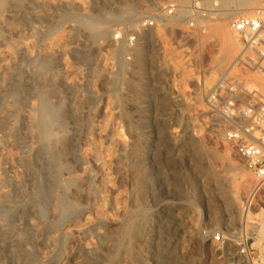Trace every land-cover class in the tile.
Masks as SVG:
<instances>
[{"label": "rangeland", "instance_id": "rangeland-1", "mask_svg": "<svg viewBox=\"0 0 264 264\" xmlns=\"http://www.w3.org/2000/svg\"><path fill=\"white\" fill-rule=\"evenodd\" d=\"M31 1L4 0L0 5V51L11 50L12 58L7 61L19 67L21 78L17 75V79L21 84L15 78V85L20 89L24 86L22 90L31 85L32 91L23 90L28 94L35 89L28 95L33 98L30 103L34 102L32 116L36 117L41 91L58 92L50 100L63 101L66 117L59 135L63 140L59 137L57 144L66 145L70 135H78L77 159L92 153L100 167L87 162L77 164L73 162L76 158L63 153L71 169L67 175L68 179L72 177L69 192L78 202L60 221L55 220L52 196H34L32 188L27 187L23 195L14 193L10 180L0 172V191H5L9 199L0 202L4 225L18 226L19 218L33 215L30 211H35L37 205L45 210L44 219H33L40 232L36 236L38 243L28 246L30 260L35 263L25 264H66L74 253L78 263L85 264L97 250L105 249V241L114 248L106 264H250L248 259L243 260L246 263L240 261L234 247L214 243L212 235L218 232L248 238L253 263L264 264V188L241 167L222 140L224 124L218 116L209 114L200 101L239 52L228 21L247 14L194 20L189 13L194 0L184 5L178 0ZM169 1L187 10V14L181 17L176 12L173 18H162ZM262 2L256 3L257 8ZM123 8L130 9V18L114 20ZM67 11L70 16L64 17ZM80 17L92 21L91 27L97 26L104 37L89 39ZM149 20H155L154 27L141 33L139 26ZM190 21L194 22L193 29L188 25ZM214 28L228 34L235 43L231 56L222 62ZM98 30L96 33H100ZM129 36L136 37L135 47L129 48L125 42ZM139 37L143 41L141 59L137 50ZM22 45L24 50L18 47ZM20 49L27 58L19 56ZM20 58L25 62L22 65ZM46 60L50 64L42 68V73L40 68L47 65ZM246 79L249 87L264 88L261 76L248 75ZM8 88L0 90L3 109L12 108L16 101L14 91ZM180 96H184L183 100L178 101ZM4 97H11L13 103ZM20 108L15 117L17 128H21L19 117L26 110ZM14 147L3 148L0 167L13 163L11 159L21 152ZM87 171H93L95 179L81 184ZM27 183H31L26 182L30 187ZM56 191L60 192L58 188ZM233 198L237 207L228 202ZM19 225L23 228L22 222ZM82 227L87 229L82 245L64 237L67 230ZM141 230H145L146 238L138 241ZM79 244L94 255L82 252Z\"/></svg>", "mask_w": 264, "mask_h": 264}, {"label": "bare ground", "instance_id": "bare-ground-1", "mask_svg": "<svg viewBox=\"0 0 264 264\" xmlns=\"http://www.w3.org/2000/svg\"><path fill=\"white\" fill-rule=\"evenodd\" d=\"M3 1L4 0H2V2H0V5L3 3ZM25 1H27V0H25ZM178 1H179V3L181 5H184V4H187V2L189 0H178ZM258 1L259 0H222L220 2V4H219L220 10H221V13H219V16L220 15H223V16H231L233 14H240V15L241 14H244V15L247 14L248 15V11H250V9H253L254 6L256 5V3H258ZM31 2H33V0ZM206 7H208V6H206ZM255 7L257 8V5ZM80 8H82V7H80ZM187 12H188L187 10H184V9L181 10L180 8L179 9L177 8V13L181 17L183 15L187 14ZM130 13H131L130 12V9L123 8L120 11V14H117V16L113 17V19L116 20V21L117 20L118 21H123V19H125V18H130V16H128V15H130ZM64 15L65 14H63V16ZM69 16H70V13H68V11H67L66 16H64V17H69ZM80 19L82 21V22L80 21V24H82V26L86 29V30L85 29L84 30L87 31V33H88L87 35H89L88 36L89 39L91 38L93 40L96 37H98V38L99 37H102V36L104 37L105 33H103V32L101 33V31L96 28L97 26L95 27V29L98 30L97 32L100 31V33H96L95 29L92 28L93 27L91 25L92 24V21L90 22L88 20L89 21L88 22V21H86L84 19V17H83L84 20L81 17H80ZM163 22H164V20H163ZM94 23H96V22H94ZM161 23H162V21H161ZM165 24L167 25V23H165ZM168 25H170V24H168ZM132 26H133V24H132ZM165 26L163 25V27H165ZM213 30H215V32H213V33L216 34L215 37L217 38V42H218L217 44L219 46V49H218V58H219V61L222 62V61L228 59L231 56L233 50L235 49V43H234L233 39L228 34L223 33V31L219 30L218 28H214ZM141 41H142V37H139V39H138V42L139 43L137 44V50H138V56H139V58H140V55H141L140 52H142V47H143V46H141V43L143 41L142 42ZM2 43H3V45H5L4 42H2ZM20 44H22V43H20ZM17 45H16V47H17ZM22 46L21 47L18 46V47L21 48V49H23L24 46L23 47ZM3 49L6 50L5 47ZM16 49L18 50V48H16ZM16 49H15V52L17 51ZM23 50H21L20 52H22ZM27 50L24 51V52H27ZM7 51H9V52L8 53L6 51L3 52V50L0 51V90H2L1 88H4V87H5V89H6V87L7 88L8 87H12V90H10L9 88L8 89L10 91H14V95L16 97V101H15V103H13L11 97H9V99L13 103V104H11V102H10V104L13 105V106H12V108L11 107L9 108L8 106H7L8 107L7 108L6 106H4V109H3V100H2V97L3 96L1 97V94H0V153L2 152L3 148L6 147L7 145L15 146L16 148H18L19 152H20V150H21V152L18 155H15V157H13V159H11L13 163H11L9 165H6V166H1L0 167V172L2 173V176L5 177L6 180H10L9 182H11L10 184L12 186V190H13L14 193H17L19 195H23L25 193V191H27L28 188H30V189L32 188L31 193L33 192L35 194L34 196H37V197H46V198H49V197L52 196L51 197V198H53V207L52 208H54L53 211L55 212V214H54L55 220L56 221H60V220H63L64 217H68L70 215L69 213L73 209H75V207L77 206V202H78V199H75L76 197L74 198L73 195L71 196L70 195V192H69V189L71 188L69 186L72 184V181L70 180V178H72V177H70L68 179V177H69L68 174H69V172H70L71 169L69 170L70 167L68 168V163L65 162L66 160L64 161V159L62 157L63 153H65V154L67 153L69 156H73V157H70V158H74V159L76 158L75 161H73V162H76L77 161V164L78 163H86L87 162V163H90V165L92 164V166H94L96 168H98V166H99V164L97 162V157H95L96 155L94 156L92 153H90V154L88 153L84 158L81 157L82 160L81 159H77L76 154H78L77 153L78 151L76 152V150L80 146V145L79 146L77 145V144H79V143H77V140L79 139V138L77 139L78 135L77 136L74 135L73 137H72V135H70L71 137L68 139V142H67L66 145L63 144V146H61V145L59 146L57 144V140L60 137L59 135H62L60 133H62V130L61 129L63 128V125H64L63 124V120H65L64 119V116H65L64 113L66 112V111H64L65 109H63L64 108L63 107L64 105L62 106V104H64V103H62L63 101L56 100L57 102L55 101L56 102L55 103V102H51L52 100H50V97L53 94H57L58 92L57 93H53V92H55L53 90V92H52L53 94H51V93H49L47 91V89H44L43 90L42 89V86H40L41 87L40 89L43 90V91L40 90L41 91V94L40 95L38 94V96H40L38 98V100H40V103L37 102V103H39V106L37 108L35 107L36 108V112L35 111L34 112L36 114V117L34 118L35 115L32 116V113H33L32 112V110H33L32 106L34 105V102L32 101L33 102V105H32V103H30V98L32 96L29 97L30 96L29 94L30 93H33L35 89L33 90V92H30L28 94L27 92L24 93L23 90L25 89L24 91H26L28 89L27 91L29 92V90H30L29 87L31 85L28 86V87L25 86V87H27V89L24 88L23 90H22V88L24 86L20 89V88L17 87V85H15V78L17 79V75L19 74L18 73V68L19 67H17V64L16 63L14 65V64H12V62L7 61V60H9V59L12 58V56H11L12 53H10L11 50H7ZM115 51H116V49H115ZM21 54H23V52L22 53H19V56ZM16 55H17V53H16ZM23 55H21V56H23ZM17 56H15V57L17 58ZM23 57H26L27 58L28 56L25 55ZM26 58H24V60ZM139 58H137V63H139L138 66L141 64V61H140L141 58L140 59ZM6 61H7V63H5ZM20 61L18 62V65H19ZM44 61H42V62H44ZM23 62L24 61L22 60L20 64L22 65ZM49 64H48V61H47V65L46 64H43L40 69L42 70V68H45V69H46V67L48 68L49 67ZM29 66H30V64H29ZM33 67H34V65H33ZM45 69L42 70V73L45 72ZM30 72H32V71H30ZM30 72L27 75H28L30 81H32L33 79L31 80V78H30L31 76L29 75ZM38 73H40V72H38ZM44 76H45V78L46 77H49V79L51 81L50 76H47V75H44ZM19 77L21 78V76H19ZM53 77L54 76H52V78ZM47 79L48 78H46V80ZM53 79H55V77ZM37 80L38 79H36V81ZM42 81L44 83H46L45 80H44V78H43ZM67 82H65V83H67ZM16 83L18 84V82H16ZM19 83H20V81H19ZM26 83L28 85V81ZM42 83H41V85H42ZM68 83H70V82H68ZM39 85H40V83H39ZM52 85H54V84L52 83ZM68 85H70V84H68ZM46 86L47 85L45 84V87ZM35 87H37V86H35ZM74 87H75V84H74ZM69 90H70V86H69ZM5 91H7V90H5ZM30 91H32V90H30ZM72 91H74V90H72ZM9 94H10V92H9ZM33 94H31V95H33ZM70 94H71V92H70ZM2 95H3V93H2ZM5 95L6 94H4V96ZM55 96H57V95H55ZM58 96H59V94H58ZM12 97L14 98V96H12ZM34 97H35V95H34ZM52 97H54V95ZM4 98H6V97H4ZM6 99H8V98H6ZM32 99L33 98H31V100ZM55 99H56V97H55ZM6 104H8L9 106H11L9 104V102L8 103L6 102ZM18 107H21L20 109H23V110L26 109L21 114V117H19L20 120H21V121L19 120V124L22 123V125L21 124L20 125L18 124V125L21 126V128L19 126H18L19 128H17L16 127V123H15L16 122L15 117L17 116ZM69 109H71V108H69ZM21 112H22V110H21ZM66 115H67V113H66ZM119 138L121 139V137H119ZM119 141H118V143H121V140H119ZM122 143H123V141H122ZM125 143L127 144V142L126 141L124 142V145L127 147L128 144L126 145ZM119 146H121L120 148H121L122 151H125V147L124 146L122 147V145H120V144H119ZM120 151H119V154L121 155L122 153H120ZM15 154H17V153H15ZM123 155H124V153H123ZM86 173L87 174L85 176V179L84 180H81V184L82 183H84V184H90L95 179V176L93 175V171L92 172L91 171H87ZM63 174H66L65 175L66 177H64ZM67 175H68V177H67ZM0 180H1V178H0ZM26 182H30L31 183V184L27 183V184L30 185V187L29 186H26ZM73 184H74V182H73ZM55 186L58 188V190H60L59 193L56 191L57 188L54 189ZM141 186H142V183H140L139 188ZM26 187H27V189H26ZM53 189L57 193H54L53 192L54 191ZM4 192H1L0 193V202H2V203L3 202H6V201H1V200L4 199V198H6V197H8L7 194L5 196V193L6 192L5 193ZM8 192H9V190H8ZM53 193H54V195H53ZM79 193H80V191H79ZM83 193L84 192H81V194H83ZM11 196L12 195L10 193V197ZM13 199H14V197H13ZM44 199L41 200V201H44ZM7 200H9V199H7ZM228 202L229 203L231 202V204L237 203V201L234 198L231 199V201L229 200ZM43 204H44V202H43ZM35 207H37L35 209V211H33L34 208L32 209V211H30V212L34 213L33 215L30 213L33 217L31 215H25V216H22V217L19 218L20 219L19 220L20 222L19 221L18 222L19 223L22 222L23 228L20 227L21 225H19V223H18V226H14V225L12 226V223L10 224V226H8L9 224L8 225L7 224L4 225L3 224V220L1 219L2 216L0 217V220H2V224L0 223L1 224L0 225V264H25V263H28L27 261H30L31 263L34 262V261H31L30 260L32 254L30 253V250L28 249V246H29L30 243H35V244L38 243V240L36 239V236H37L39 230L37 232V228H38L37 226L38 225L35 222H33V219L34 218H36L35 220L44 219L43 217H44V214H45V210L43 209V207H40V205L39 206L37 205ZM234 207H237V205L234 206ZM238 210H240V208L237 209V211ZM31 217H32V219H31ZM38 222L39 221H37V223ZM4 223H7L6 220L4 221ZM56 223H58V222H56ZM40 227H42V226H40ZM84 228L82 227L81 229H71V230H67L66 231L67 233L65 232V235L64 234L63 235H64V237L69 238V240H71L72 242H75V243L76 242L77 243L79 242L81 244V238L84 236V233H86L88 227H87V229H84ZM26 232H27V234L30 235V237H29V235L26 234ZM127 235L129 237V239L130 238L132 239V237H130L129 234H127ZM58 238L60 239L61 237L58 236ZM137 238H138V241H143L144 238H146L145 237V230L139 231V234H138V237ZM105 242H106L105 243V249L102 250V251L97 250L94 253L95 255L93 254V252H91L90 250L87 249L88 248L87 246L82 247L81 246L82 244L81 245L79 244V247L80 246L82 247V248H80V250L82 252L88 253V254H91L92 253L94 255L93 257L90 256L91 259H89V257H88V260H85V261H87V262L89 261V262L88 263L86 262L85 264H106L107 263V261H108V259L110 257L111 247L113 248V246L111 245V242L110 241H105ZM52 245H54V244H52ZM76 254L74 253V254L70 255L69 258H68V260L66 259L67 260L66 261V264L67 263L68 264H79L78 263V260L75 257ZM34 255H36V254H34ZM86 256H87V254H86ZM249 263L250 264H254L253 262L252 263L249 262Z\"/></svg>", "mask_w": 264, "mask_h": 264}, {"label": "built area", "instance_id": "built-area-1", "mask_svg": "<svg viewBox=\"0 0 264 264\" xmlns=\"http://www.w3.org/2000/svg\"><path fill=\"white\" fill-rule=\"evenodd\" d=\"M221 1L194 0L189 8L191 19L206 21L219 17ZM177 8L175 2H167L161 17L173 18ZM154 22L155 20L144 21L139 26V31L142 33L152 29ZM188 25L190 29L194 28L193 21ZM227 27L237 38L239 52L226 73L219 77L200 101L209 114L218 116L224 124L221 129L222 140L241 167L264 188V88H251L246 79L248 75L264 79V0L260 7L248 15L230 19ZM185 39L188 40V37ZM125 42L129 48L135 47L136 37L129 36ZM196 84L199 85V82L196 81ZM183 97L180 96L177 100H183ZM211 239L216 244L234 247L240 261L248 259L251 263L254 262L248 247L249 240L245 236L218 232Z\"/></svg>", "mask_w": 264, "mask_h": 264}]
</instances>
